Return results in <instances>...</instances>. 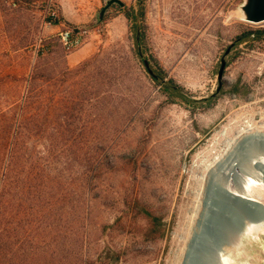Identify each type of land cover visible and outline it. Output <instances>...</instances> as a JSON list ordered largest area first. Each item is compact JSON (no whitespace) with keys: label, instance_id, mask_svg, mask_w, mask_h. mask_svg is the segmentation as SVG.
Listing matches in <instances>:
<instances>
[{"label":"rangeland","instance_id":"rangeland-1","mask_svg":"<svg viewBox=\"0 0 264 264\" xmlns=\"http://www.w3.org/2000/svg\"><path fill=\"white\" fill-rule=\"evenodd\" d=\"M30 1L0 0V128L27 129L26 158H38L49 175L61 174V183L50 182L49 196L67 193L69 199L50 217L55 226L44 234L32 235L28 224L19 225L21 243L31 237L42 245L30 263L65 264L69 225L73 231L71 253L77 252L79 215L85 197H89L91 219L85 250L90 264H181L200 212L206 183L204 165L226 153L229 139L264 131V51L241 44L237 48L240 56L223 73L228 81L240 76L250 88L251 100L226 94L212 109L195 115L179 104L161 109L164 97L136 54L126 18L115 20L114 27L111 20L106 33L98 36L94 54H100L95 66L106 69L116 59L124 74L121 85H111L112 97L102 103L93 94L80 97L79 88L96 74L93 65L59 88L53 81L40 80L29 107L32 117L24 119L23 108L43 40L57 31L46 14L48 4L56 5V0ZM242 2L146 0L151 52L167 75L196 97L216 90L221 80L220 59L242 25L264 28V22L241 19ZM73 51L49 55L43 60L44 68L53 72L65 66L75 68L68 65ZM43 111L47 112L44 128L40 120ZM59 118L62 122L68 118L62 130ZM98 158H106L110 165L97 174L85 193L86 163ZM22 184H18L19 196ZM134 199L165 217L163 239L146 238L148 218L134 208ZM243 242L240 250H233L232 264H264V236L251 239L250 244ZM21 260L17 261L25 262Z\"/></svg>","mask_w":264,"mask_h":264},{"label":"trees","instance_id":"trees-1","mask_svg":"<svg viewBox=\"0 0 264 264\" xmlns=\"http://www.w3.org/2000/svg\"><path fill=\"white\" fill-rule=\"evenodd\" d=\"M12 1L20 4L31 2L30 0ZM119 11H121L127 19L129 37L136 46V54L139 60L143 62L148 72V77L151 79L153 85L158 87L160 93L164 97L163 103L160 105L161 109L169 105L179 104L192 115H195L212 109L219 99L226 94L232 97L251 100V97H249L251 92L250 88L240 76L230 81L221 79L213 93L196 97L176 79L169 77L156 55L151 52L147 36L146 0H135L131 5H112L111 10L105 16L104 25L113 19ZM47 20L52 21L53 24L63 22L65 25L72 28L75 33L82 30L81 25L67 21L62 13H60L58 18L52 20L51 17H47ZM95 29L100 30L99 27ZM54 44L61 45L57 35L43 40L42 48L39 51L40 59L31 75L30 91L23 108L24 119H31L32 117L29 107L35 96L33 95V91L39 86L40 80L43 82L53 81L57 88H59L73 79V77H78L83 72H86L89 67L94 65L93 67L97 69L96 74H91L90 77L88 76L90 80L86 81L78 91L80 92V97L93 94L94 99L99 103L105 101L107 97H112L111 92L113 90L111 85L114 83L121 85L124 81V74L122 70L117 67L118 60H112L110 62V67L106 69H100V64L95 66L100 55L99 52L83 60L73 69L68 66H65L58 72L45 69L43 60L47 61L49 55L55 52H59L60 55L68 53L64 52L66 51L65 49L63 51L59 48L56 49L53 47L55 46ZM241 44H244L250 50L258 49L264 51V28H253L248 25H242V30L232 37L231 43L223 52L222 56L226 58V67L235 62L240 56L241 51H237V48ZM228 47L232 50L230 54H226ZM223 57L220 59V66ZM146 60L149 66H146ZM102 61L103 59L99 62L101 63ZM40 113L42 115L40 119L41 124L44 128L46 123L45 120H47V112L43 111ZM59 121L58 128L62 130L64 127L63 124L68 121V118L65 119L64 122L59 118ZM24 130L25 131H23V127L15 131L12 127L8 129L0 128V180L1 177L3 179L0 188V264H32L30 262L33 256L36 255L37 247H40L41 242L38 241L35 243L31 237H27L21 243V239L18 238L19 225L22 222L24 227L25 224H28V230H32V235L36 232L44 234L51 225L55 226L54 220L51 221V223L49 222L50 217H54L59 212L60 208L64 207L66 202L69 201L67 193H61V195L59 194L56 197L49 196L50 191L48 188H50V182L53 181L57 184L61 183L63 180L62 176L61 174L49 175L46 171V167L42 166L43 163L39 162L38 158H26L25 132L27 129ZM86 164L89 167V171H86L87 173L84 177L85 193L91 190L93 180L96 178L97 174L103 171V169L108 168L110 162L106 158H98L93 161L89 160ZM21 173H24L23 177H19ZM19 183H23L21 196H19ZM88 200L89 197H85L83 212L82 215H79L81 233L76 240L77 252L75 253H71L72 242L70 238L73 231L71 232V226L69 225V235L66 238L67 247L69 248L64 256V261L67 260L65 264H90L88 254L85 250L86 238L89 234V221L91 219ZM53 201L54 203H52ZM133 205L138 212L148 218L146 238L153 241L163 239L166 234L165 217L149 209L139 199H134ZM54 230H56V227ZM25 231L28 232L27 230ZM78 231L80 230L78 229ZM55 240H57L56 237ZM18 242L20 243L19 249H17ZM21 249L22 252L20 253ZM19 259L25 260V262L21 260L22 263H20L17 261Z\"/></svg>","mask_w":264,"mask_h":264},{"label":"bare ground","instance_id":"bare-ground-1","mask_svg":"<svg viewBox=\"0 0 264 264\" xmlns=\"http://www.w3.org/2000/svg\"><path fill=\"white\" fill-rule=\"evenodd\" d=\"M203 175L200 212L181 264H232L242 241L264 236V131L229 139Z\"/></svg>","mask_w":264,"mask_h":264},{"label":"crops","instance_id":"crops-1","mask_svg":"<svg viewBox=\"0 0 264 264\" xmlns=\"http://www.w3.org/2000/svg\"><path fill=\"white\" fill-rule=\"evenodd\" d=\"M122 1L127 5H131L134 2V0ZM103 4L104 0H56V7L58 8L59 15L62 13L67 21L77 25L93 23L96 13L103 6ZM125 18L124 14L119 11L117 15L111 19L113 22L111 25L114 27L117 20L122 21ZM106 25L107 24L104 25L105 28ZM55 27L58 29L57 26ZM99 35L100 33L95 28L92 29L84 44L68 55V65L70 67L77 66L80 62L89 58L96 52Z\"/></svg>","mask_w":264,"mask_h":264},{"label":"water","instance_id":"water-1","mask_svg":"<svg viewBox=\"0 0 264 264\" xmlns=\"http://www.w3.org/2000/svg\"><path fill=\"white\" fill-rule=\"evenodd\" d=\"M118 4L123 6L125 3L122 0H104L103 6L98 10L95 16V20L91 24H82V27L88 29H94L100 27V29L106 33L104 26L105 16L111 9L112 5ZM241 11V19L245 22L259 24L264 22V0H243L239 6ZM230 52V48L227 49L226 54ZM221 67L219 70V79H223V73L226 68V58H222ZM146 66H149L148 61H145Z\"/></svg>","mask_w":264,"mask_h":264},{"label":"built area","instance_id":"built-area-1","mask_svg":"<svg viewBox=\"0 0 264 264\" xmlns=\"http://www.w3.org/2000/svg\"><path fill=\"white\" fill-rule=\"evenodd\" d=\"M46 14L47 17H51L52 20L58 18L59 11L56 5L49 3L46 9ZM48 22L53 24L52 21ZM54 25L58 27L56 35L59 37L62 47L68 52L73 51L82 46L86 41L90 31L92 30L82 27V30L75 33L72 28L68 27L67 25L61 22ZM97 31L100 34H105L101 29Z\"/></svg>","mask_w":264,"mask_h":264}]
</instances>
